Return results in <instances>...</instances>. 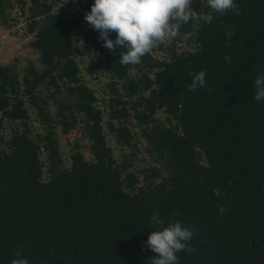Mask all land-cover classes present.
<instances>
[{"label":"trees","instance_id":"obj_1","mask_svg":"<svg viewBox=\"0 0 264 264\" xmlns=\"http://www.w3.org/2000/svg\"><path fill=\"white\" fill-rule=\"evenodd\" d=\"M14 1L30 11L40 65L0 63V264L18 252L29 264H151L156 254L144 244L158 230L153 213L163 226L179 221L194 229L188 244L195 251L177 253L179 264H264V101L254 99L264 73V0H235L239 14L220 15L208 4L209 19L181 24L177 37L193 35L194 51L164 60L149 53L128 66L119 61L124 49L106 53L111 75L138 94L133 118L161 162L142 181L117 164L95 92L80 76L73 32L81 18L53 12L49 0H0V25H9ZM94 48L102 52L103 42ZM132 67L154 72L129 78ZM201 70L206 85L188 91ZM51 101L63 126L84 116L92 159L75 151L64 165ZM115 101L121 107L112 106L109 128L129 143L122 119L131 112ZM28 105L44 133L34 132ZM160 109L176 128L158 121Z\"/></svg>","mask_w":264,"mask_h":264},{"label":"rangeland","instance_id":"obj_2","mask_svg":"<svg viewBox=\"0 0 264 264\" xmlns=\"http://www.w3.org/2000/svg\"><path fill=\"white\" fill-rule=\"evenodd\" d=\"M52 10L55 13L76 14L81 18V26L73 32V41L75 46V58L79 65L80 76L82 80L95 92L97 101L95 106L103 112V126L106 133L107 143L111 147L112 153L125 172H133L140 181L146 175V169L151 166H161L160 160L154 153L152 146L147 142L143 128L139 127L133 118L131 109L132 102L138 98V94H134L129 89L124 87V80L114 78L108 71L106 65L107 52L106 47L102 52L94 47L97 43H101L99 32L94 34L92 28L84 19L86 12L91 9L92 0H49ZM13 8L10 10L11 18L8 26L0 25V63L8 65L15 63L21 70L29 62L39 63V53L32 47L34 34L27 30L28 18L30 11L26 9L23 13L16 1L13 2ZM206 0H192V8L194 11L206 19L209 16L206 14ZM198 47L194 36L186 34L180 38L169 40L158 45L151 51L153 57L159 60L170 59L173 52L185 53L194 51ZM154 70L138 67H132L129 71V78L138 79L143 73L153 75ZM44 90V87H42ZM146 91L145 94H148ZM122 99L125 106L131 112L130 115L122 119L131 131L132 138L129 143L119 140L113 131L109 128V123L112 121L111 112L112 106H120L115 99ZM31 115V123L34 132L44 133L46 129L44 124L38 118L36 110L29 106ZM158 121L176 128L177 122L170 117L164 109L156 112ZM50 117L55 121L60 155L65 166L69 167L72 162V154L75 151H81L85 157L90 160V139L85 131V120L82 114H77L73 119H69V125L63 126L57 116V106L51 101ZM115 126H119L118 120H113ZM68 127V128H65ZM11 131V123L6 122L5 133ZM44 163V178L50 177V161L46 153L41 155ZM203 161H205L203 159ZM149 171H147L148 173ZM161 178L157 180L160 181Z\"/></svg>","mask_w":264,"mask_h":264},{"label":"clouds","instance_id":"obj_3","mask_svg":"<svg viewBox=\"0 0 264 264\" xmlns=\"http://www.w3.org/2000/svg\"><path fill=\"white\" fill-rule=\"evenodd\" d=\"M212 10L220 15L229 11L239 14L235 0H208ZM200 13L192 8V0H94L85 21L99 32V39L110 52L117 47L122 65H138L142 57L158 45L175 39L180 35L181 24L198 22ZM115 33V39L110 38ZM206 72L195 73L188 91H195L206 85ZM255 96L258 102L264 101V73L255 79ZM150 220L158 230L151 231L144 247L156 255L151 257V264H179L177 253L193 252L188 242L194 235V229L175 221L164 225L158 213H153ZM11 264H29L18 252Z\"/></svg>","mask_w":264,"mask_h":264}]
</instances>
